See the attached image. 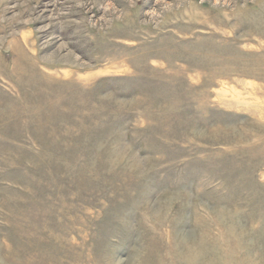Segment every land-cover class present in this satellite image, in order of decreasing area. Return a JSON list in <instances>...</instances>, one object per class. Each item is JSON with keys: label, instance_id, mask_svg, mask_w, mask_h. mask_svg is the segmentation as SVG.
I'll use <instances>...</instances> for the list:
<instances>
[{"label": "rangeland", "instance_id": "obj_1", "mask_svg": "<svg viewBox=\"0 0 264 264\" xmlns=\"http://www.w3.org/2000/svg\"><path fill=\"white\" fill-rule=\"evenodd\" d=\"M0 264H264V0H0Z\"/></svg>", "mask_w": 264, "mask_h": 264}]
</instances>
